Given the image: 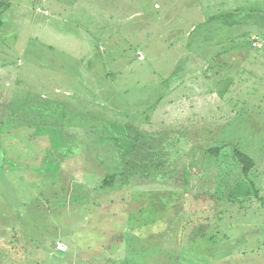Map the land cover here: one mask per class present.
Returning a JSON list of instances; mask_svg holds the SVG:
<instances>
[{
  "label": "rangeland",
  "instance_id": "obj_1",
  "mask_svg": "<svg viewBox=\"0 0 264 264\" xmlns=\"http://www.w3.org/2000/svg\"><path fill=\"white\" fill-rule=\"evenodd\" d=\"M35 1L0 17V264H264V0Z\"/></svg>",
  "mask_w": 264,
  "mask_h": 264
},
{
  "label": "trees",
  "instance_id": "obj_2",
  "mask_svg": "<svg viewBox=\"0 0 264 264\" xmlns=\"http://www.w3.org/2000/svg\"><path fill=\"white\" fill-rule=\"evenodd\" d=\"M1 6L2 5L0 4V7ZM0 28H1V23H0ZM251 43H255V42H252V41L249 42L250 51H248V53H243L242 52L241 54H239V55H241L239 57L240 61L244 62L242 64L250 65V62L254 60V58L252 56V52L254 51V49L250 47ZM220 53L221 52L217 53L215 57L219 58L218 63L220 64L221 69H227L228 67H231V66H226V65L222 64V62H224V60L221 58ZM239 67L240 66L238 64H235L234 69H237ZM219 74H220V72H217V76H219ZM46 129H48V130H52V129H57L58 130L59 129L62 132L61 133L62 135H63V132H64V135H65L67 133V131L76 132L77 135L81 138V143L82 144H86L85 142H88V141H85V140L92 138V136L88 137L89 135L83 133V131L80 130L79 128L72 129L70 127H65V126H61V127L58 126V128H57V126H56V127H46ZM51 132L54 133L53 131H51ZM94 133L95 134H100L101 132L95 131ZM67 135H68V133H67ZM49 137H50V146H54V144H56L58 142V139H56L55 136H54V143H53V141L51 140V137H53V136H49ZM132 138H134V140H135V137H132ZM80 147H84V146H82V145L73 146L72 145L71 146V150L72 151H69V153H67V154H71L74 150H76V149H78ZM57 150H59V149H57ZM225 150H228V151H225ZM223 151H225V152L223 153ZM206 154L209 155L214 160L221 159L222 156H227L226 158L227 159H231L232 163L235 165V167H237L240 170V173L244 177H247L249 172L254 167V160L248 154H246L245 152L241 151L239 149V147H237L236 145L232 146V145H228V144H225V145L222 144L220 146H212V147H209L206 150ZM61 156L64 158L65 153L61 154ZM63 158L61 159V161L63 160ZM64 161H66V160H64ZM64 161H62V162H64ZM0 166H2L1 165V160H0ZM3 166H4V162H3ZM116 177H117L116 173L111 174V175H106L101 181V187H104V188L105 187H111L113 185V182L115 181ZM262 208L264 209V202L262 203Z\"/></svg>",
  "mask_w": 264,
  "mask_h": 264
},
{
  "label": "crops",
  "instance_id": "obj_3",
  "mask_svg": "<svg viewBox=\"0 0 264 264\" xmlns=\"http://www.w3.org/2000/svg\"><path fill=\"white\" fill-rule=\"evenodd\" d=\"M0 1H2V0H0ZM3 1H6L7 3L6 4H4V3L2 4L0 2V4L2 5L0 7V14H1L0 17H1L2 20H3V18L4 19L6 18V19H8V21L9 20L12 21L11 19L14 17L13 9L12 8L14 6L21 5L20 8H23V7L26 6L27 11H30V9H29L30 7H29L28 3L26 5H24V3L21 4L20 0H3ZM34 3L35 4H39V5L40 4L44 5L46 2H45V0H36ZM37 6L38 5H36V6L34 5L35 8ZM41 10L44 12V10L42 8H41ZM24 14H25V12H24ZM44 15H46V14H44ZM76 22H79V21L76 20ZM200 25H204V22H202ZM1 26H2V30L5 29L6 28V22L3 21V23L1 24ZM1 33H2V31H1ZM4 34H6V33L4 32L2 35H4Z\"/></svg>",
  "mask_w": 264,
  "mask_h": 264
},
{
  "label": "built area",
  "instance_id": "obj_4",
  "mask_svg": "<svg viewBox=\"0 0 264 264\" xmlns=\"http://www.w3.org/2000/svg\"><path fill=\"white\" fill-rule=\"evenodd\" d=\"M60 246H58V248H59Z\"/></svg>",
  "mask_w": 264,
  "mask_h": 264
}]
</instances>
